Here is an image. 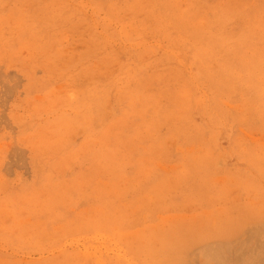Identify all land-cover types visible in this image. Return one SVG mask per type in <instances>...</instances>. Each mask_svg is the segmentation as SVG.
<instances>
[{
	"label": "rangeland",
	"instance_id": "374dc122",
	"mask_svg": "<svg viewBox=\"0 0 264 264\" xmlns=\"http://www.w3.org/2000/svg\"><path fill=\"white\" fill-rule=\"evenodd\" d=\"M0 264H264V0H0Z\"/></svg>",
	"mask_w": 264,
	"mask_h": 264
}]
</instances>
